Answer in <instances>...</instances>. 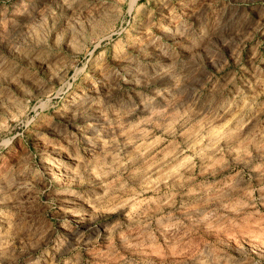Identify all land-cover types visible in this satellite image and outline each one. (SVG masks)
<instances>
[{
	"label": "rangeland",
	"instance_id": "374dc122",
	"mask_svg": "<svg viewBox=\"0 0 264 264\" xmlns=\"http://www.w3.org/2000/svg\"><path fill=\"white\" fill-rule=\"evenodd\" d=\"M0 264H264V0H0Z\"/></svg>",
	"mask_w": 264,
	"mask_h": 264
}]
</instances>
